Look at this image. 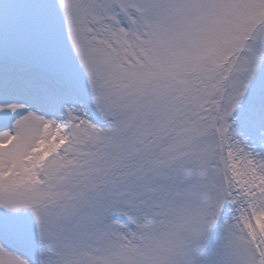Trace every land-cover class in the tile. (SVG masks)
I'll return each instance as SVG.
<instances>
[{"label": "snow or ice", "instance_id": "6c2138e0", "mask_svg": "<svg viewBox=\"0 0 264 264\" xmlns=\"http://www.w3.org/2000/svg\"><path fill=\"white\" fill-rule=\"evenodd\" d=\"M0 264H264V0H0Z\"/></svg>", "mask_w": 264, "mask_h": 264}]
</instances>
